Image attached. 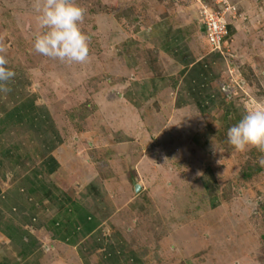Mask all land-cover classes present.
I'll return each instance as SVG.
<instances>
[{
	"label": "rangeland",
	"instance_id": "obj_1",
	"mask_svg": "<svg viewBox=\"0 0 264 264\" xmlns=\"http://www.w3.org/2000/svg\"><path fill=\"white\" fill-rule=\"evenodd\" d=\"M152 1L76 0L86 9L81 29L92 57L81 68L35 52L34 0H0V41L16 73L11 91L0 93V119L14 107L25 105V114L34 106L68 128L67 145L77 159L90 161L88 171L78 172L76 189L85 203L100 207L87 196L88 185H97L108 215L98 247L91 238L52 247L46 262L264 264V152H238L227 141L231 126L264 109V0H181L198 3L200 23L204 6L227 10L231 33L220 49L205 45L219 55L213 87L225 105L205 113L172 103L155 108L146 99L139 107L125 95L131 83L153 75L150 50L133 38ZM225 110L235 113L226 118ZM52 117L41 123H54ZM130 174L141 184L138 193ZM109 245L116 246L113 255Z\"/></svg>",
	"mask_w": 264,
	"mask_h": 264
},
{
	"label": "crops",
	"instance_id": "obj_2",
	"mask_svg": "<svg viewBox=\"0 0 264 264\" xmlns=\"http://www.w3.org/2000/svg\"><path fill=\"white\" fill-rule=\"evenodd\" d=\"M197 5L154 0L145 7L147 18L140 20L133 38L150 50L148 71L153 75L125 90L139 107L145 99L155 100V108L172 103L176 109L194 108L200 113L224 105L213 87L219 55L205 51ZM130 67L137 72V63ZM30 110L21 111V119L15 120L14 107L0 119V264H50L46 257L52 247H77L87 238L98 247L97 235L108 216L102 215L106 204L97 185H88L87 196L101 202L100 207L85 203L79 194L83 191L76 189L78 174L88 171L90 161L77 159L67 145L68 128L56 124L46 110L36 113L34 106ZM232 113L227 110L224 117ZM47 114L54 123H41ZM73 144L80 145L76 140ZM108 248L113 255L116 246Z\"/></svg>",
	"mask_w": 264,
	"mask_h": 264
},
{
	"label": "clouds",
	"instance_id": "obj_3",
	"mask_svg": "<svg viewBox=\"0 0 264 264\" xmlns=\"http://www.w3.org/2000/svg\"><path fill=\"white\" fill-rule=\"evenodd\" d=\"M39 30L34 34L35 52L81 68L91 65L88 37L82 31L86 9L76 0H34ZM8 45L0 41V93L8 94L16 73L7 67ZM227 141L238 152L250 147L264 152V109L249 111L227 131ZM264 166V160L260 161Z\"/></svg>",
	"mask_w": 264,
	"mask_h": 264
},
{
	"label": "built area",
	"instance_id": "obj_4",
	"mask_svg": "<svg viewBox=\"0 0 264 264\" xmlns=\"http://www.w3.org/2000/svg\"><path fill=\"white\" fill-rule=\"evenodd\" d=\"M226 12L227 10L223 8L214 10L205 6L200 10L203 33L210 48L220 49L222 41L229 35L228 25L223 20Z\"/></svg>",
	"mask_w": 264,
	"mask_h": 264
},
{
	"label": "trees",
	"instance_id": "obj_5",
	"mask_svg": "<svg viewBox=\"0 0 264 264\" xmlns=\"http://www.w3.org/2000/svg\"><path fill=\"white\" fill-rule=\"evenodd\" d=\"M228 32L231 33V29H230V26L229 25H228ZM220 102H221V104H224L225 105V98L224 97H221ZM24 108H25V105H23V106L18 107V108L15 109V120H16V117H18L19 120L21 119L20 112L23 111Z\"/></svg>",
	"mask_w": 264,
	"mask_h": 264
},
{
	"label": "water",
	"instance_id": "obj_6",
	"mask_svg": "<svg viewBox=\"0 0 264 264\" xmlns=\"http://www.w3.org/2000/svg\"><path fill=\"white\" fill-rule=\"evenodd\" d=\"M130 182L134 193H138L141 190V184L134 178V174H130Z\"/></svg>",
	"mask_w": 264,
	"mask_h": 264
}]
</instances>
